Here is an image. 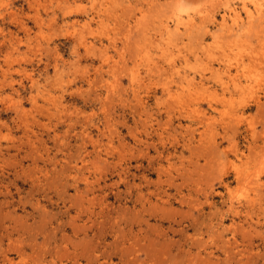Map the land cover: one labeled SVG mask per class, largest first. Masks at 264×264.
I'll use <instances>...</instances> for the list:
<instances>
[{
  "label": "rangeland",
  "instance_id": "1",
  "mask_svg": "<svg viewBox=\"0 0 264 264\" xmlns=\"http://www.w3.org/2000/svg\"><path fill=\"white\" fill-rule=\"evenodd\" d=\"M153 1L0 0L2 264H264V15Z\"/></svg>",
  "mask_w": 264,
  "mask_h": 264
},
{
  "label": "bare ground",
  "instance_id": "2",
  "mask_svg": "<svg viewBox=\"0 0 264 264\" xmlns=\"http://www.w3.org/2000/svg\"><path fill=\"white\" fill-rule=\"evenodd\" d=\"M153 1V0H152ZM156 1V0H155ZM154 2V1H153ZM158 2V1H157ZM219 2V1H218ZM218 2H217V5H218ZM155 3V2H154ZM203 4H205V2L203 3ZM211 5H212V3H211ZM118 8V7H117ZM190 8H192V7H189V9ZM181 9V8H180ZM180 9H178V10H180ZM195 9V8H194ZM193 9V10H194ZM183 10H184V8H183ZM208 10V9H207ZM185 11H186V8H185ZM191 11V10H190ZM180 12H183V11H180ZM208 12V11H207ZM109 14V13H108ZM173 15V14H172ZM209 15V17L208 18H210V14H207V16ZM264 15V1H260V0H254V1H252L251 3H248V2H245L244 3V5L242 6V8H239V7H236L235 5H233V6H229L228 7V9H226V11H225V14H223V17H222V27L223 26H225V27H223V28H226V26H230V28L231 29H233V30H239V32H240V30L241 29H243V28H245V27H247V25H249V26H251V28H252V23H254V20L256 19H258L260 16L262 17ZM259 16V17H258ZM170 17V16H169ZM175 17H177L176 15H175ZM258 17V18H257ZM260 17V18H261ZM172 18V17H171ZM259 18V19H260ZM185 19V18H184ZM204 19H207V17L206 18H204ZM211 19V18H210ZM209 19V20H210ZM264 18L262 17V20H263ZM208 20V19H207ZM205 21V22H209V23H211L209 20L208 21ZM261 20V19H260ZM259 20V21H260ZM166 21H168V20H166ZM176 21H178L177 23H176V28H177V30H180V28H181V25H183L184 27H187V28H191V27H193V28H195L196 27V23H197V19L196 18H194L193 16H190V18H188L187 20L185 19V21H183V20H176ZM183 21V22H182ZM201 21H203V19H199V22H201ZM203 21V22H204ZM255 22H258V20L257 21H255ZM260 22H262V21H260ZM202 25H203V23H202ZM201 25V28L203 27ZM254 25H256V26H259V25H262V23H260L259 25H258V23H256V24H254ZM263 25H264V20H263ZM198 26H200L199 25V23H198ZM204 26H205V28H207L206 27V23L204 24ZM221 26V25H220ZM256 26H255V28H256ZM219 27V26H218ZM222 27H220V29L222 28ZM197 28V27H196ZM195 28V29H196ZM200 28V27H199ZM257 28H264V27H262V26H259V27H257ZM171 29L172 28H170V26L169 25H166L165 26V30H166V32H167V34H170V32H172L171 31ZM247 29V31H248V29L249 28H246ZM261 29V30H262ZM173 30V29H172ZM228 29L226 28V31H227ZM254 30V29H253ZM253 30H252V32H253ZM174 31V30H173ZM181 31V30H180ZM263 31H264V29H263ZM165 32V31H164ZM260 32V31H259ZM262 32V31H261ZM184 33V32H183ZM230 33H233L232 31L230 32ZM237 33V32H236ZM250 31H248V32H245V37H248L249 36V38H250ZM177 34V33H176ZM187 34H189L188 32H187ZM234 34V33H233ZM233 34H231L230 36H231V38L233 37ZM247 34H248V36H247ZM174 35H175V32H174ZM235 35V34H234ZM237 35H239V33L237 34ZM262 35V34H261ZM174 37V36H173ZM258 37H259V35H258ZM157 38V37H156ZM233 38H237L236 36L235 37H233ZM263 38V37H262ZM264 39V38H263ZM234 40V39H233ZM170 41V40H169ZM248 41H250V39H248ZM233 42V41H232ZM242 42V41H241ZM151 43H153V41H151ZM154 44V43H153ZM252 44V46H254L253 45V43H251ZM81 45H83V44H81ZM151 45V44H150ZM171 45V44H170ZM264 45V44H263ZM87 46V45H86ZM168 46V45H167ZM234 46H236V41H235V44H234ZM248 46V45H247ZM246 46V47H247ZM89 47V46H88ZM230 47V46H229ZM237 47V46H236ZM262 48H263V46H261ZM150 48V47H149ZM238 48V47H237ZM241 49V50H240ZM240 49H238V52L239 51H242L243 49L242 48H240ZM174 50V49H173ZM204 50V49H203ZM263 50V49H262ZM244 51V50H243ZM246 51H247V49H246ZM245 52V51H244ZM251 52V51H250ZM246 53V52H245ZM253 53V52H252ZM257 54H258V52H256ZM262 53H264V50L262 51ZM250 54V53H249ZM256 54V55H257ZM169 56V55H168ZM174 56V55H173ZM258 56V55H257ZM262 56H263V54H262ZM142 57H143V55H142ZM144 57H146L145 55H144ZM251 57V56H250ZM256 57V56H255ZM172 58V57H171ZM185 58V57H184ZM258 58V57H257ZM264 58V57H263ZM105 59V58H104ZM254 59V58H253ZM253 59L251 60L250 59V61H253ZM107 60H109L108 58H107ZM260 60V59H259ZM172 61H173V59H172ZM168 62H170V58L168 59ZM208 62V61H207ZM234 62V61H233ZM261 62H262V60H261ZM151 63V62H150ZM226 63H228L227 61H226ZM240 62L238 61V64H239ZM253 63V62H252ZM255 64H256V62H255ZM152 65V64H151ZM237 65V64H236ZM254 65V63L252 64V67H254V68H256L255 66H253ZM248 66H250V65H248ZM256 66H258V65H256ZM262 67V66H261ZM263 67H264V64H263ZM226 68V67H225ZM258 68V67H257ZM176 69H177V67H176ZM237 69L238 70H236L237 71V73L239 72L241 75H243V73H247V70H246V65H242L241 63L239 64V67H237ZM194 70V69H193ZM225 71V70H224ZM259 71V70H258ZM263 71H264V69H263ZM262 69H261V74H262ZM159 72V71H158ZM229 72H230V75H229V77L225 80L224 79V81H223V83H222V85L223 84H225V85H227L228 87H229V85H228V83H233V84H235V85H237L238 83H237V75L235 76L234 74H235V72H234V74L231 72V70L229 69ZM241 72H243V73H241ZM223 74L224 73H227V71H225V72H222ZM221 73V74H222ZM248 73H249V70H248ZM254 73V72H253ZM264 73V72H263ZM180 74H181V72H180ZM222 74V75H223ZM245 74H244V76H245ZM251 74V73H250ZM250 74H249V76H250ZM255 74V73H254ZM214 75H217V74H214ZM225 75V74H224ZM258 75V77H261V76H259L260 74H257ZM257 75H254L253 76V79L255 80V84L256 83H258L257 82V78H255ZM55 76V79H57V78H59V77H57L56 78V75H54ZM165 76V75H164ZM167 76V75H166ZM169 76V75H168ZM184 76V75H183ZM219 76V75H218ZM249 76H247V77H249ZM252 76V75H251ZM222 77V76H221ZM249 78H252V77H249ZM187 79H188V77H187ZM218 79H221V78H218ZM262 79H264V78H262ZM261 78H259V80L258 81H261L262 80ZM215 80V79H214ZM223 80V79H222ZM228 80V81H227ZM146 81V80H145ZM144 81V82H145ZM250 81V80H249ZM188 82V81H187ZM240 83H241V81H239ZM248 83V82H247ZM250 83V82H249ZM254 83H252V85L254 84ZM157 84V83H156ZM254 84V86H260V83L259 84H256L255 85ZM261 84H263L264 85V82L262 81V83ZM242 85V84H241ZM246 86H249V84H245ZM190 86V85H189ZM245 86V87H246ZM254 86H251V87H253V88H255ZM159 87V86H158ZM240 87H242V86H240ZM250 87V88H251ZM183 88V87H182ZM250 88H248L249 89V92H250ZM252 88V89H253ZM247 89V90H248ZM165 90H170V87L169 86H167L166 87V89ZM243 90H245V88L243 89ZM257 90H259V89H257ZM178 91V90H177ZM214 91V90H213ZM252 91V90H251ZM255 91V90H254ZM253 91V92H254ZM171 92V91H170ZM188 92V91H187ZM241 92V91H240ZM245 92H248V91H244V93ZM248 92V93H249ZM172 93V92H171ZM198 93V92H197ZM196 93V94H197ZM216 93V92H215ZM242 93V92H241ZM251 93L252 92H250L249 94H248V96H251V98H252V95H251ZM255 93H256V91H255ZM180 94V93H179ZM183 94V93H182ZM186 94H188V93H186ZM186 94H185V96H186ZM190 94H191V92H190ZM200 94L201 93H199V94H197L196 96H198V98L200 97ZM208 94V93H207ZM247 94V93H246ZM174 95V94H173ZM175 95H177L176 93H175ZM209 95V94H208ZM243 95V94H242ZM178 96V95H177ZM177 96H173V97H177ZM180 96V95H179ZM178 96V97H179ZM185 96L182 98V96H180L181 98H179V99H181L180 100V104L182 105V99H184L185 98ZM188 96V95H187ZM195 92H194V95H193V98L194 99H197V97L195 96ZM201 96H202V94H201ZM214 96H218V95H214ZM245 96V95H244ZM206 97H207V95H206ZM216 97H214V98H216ZM168 98V97H167ZM189 97H187V98H185V100H184V102L186 103L187 102V99H188ZM192 98V99H193ZM211 98V97H210ZM233 98V97H232ZM234 98H235V96H234ZM254 98V97H253ZM219 99V98H218ZM238 99V98H237ZM245 99V98H244ZM173 100V99H172ZM178 100V99H177ZM217 100V99H216ZM229 100V99H228ZM234 100V99H233ZM189 101V100H188ZM240 101V100H239ZM246 101V100H245ZM256 101H257V99H256ZM193 102V100L191 101V103ZM179 103V102H178ZM185 103H183L184 105H185ZM235 103H236V101H235ZM240 103H242V102H240ZM187 104V103H186ZM189 105V104H188ZM187 105V106H188ZM24 115V114H23ZM238 118V117H237ZM240 118V117H239ZM1 122V121H0ZM1 124H3V123H1ZM4 125V124H3ZM261 159V158H260ZM259 163H261V162H259ZM261 164H263L264 165V163H261ZM263 165L262 166H259V168H261V167H263ZM258 167H256V170L257 169H259ZM240 168H238V170H239ZM241 169H242V167H241ZM243 169H244V167H243ZM242 169V170H243ZM248 169V168H247ZM263 168H261L260 170H262ZM264 170V169H263ZM262 170V171H263ZM241 171V170H240ZM246 170H244V171H242L243 173L245 172ZM248 171L249 172H251V170H249L248 169ZM261 171V172H262ZM237 172V171H236ZM256 172V171H255ZM258 172V171H257ZM260 172V171H259ZM259 172H258V174H259ZM260 172V173H261ZM242 173V174H243ZM245 173H247V171L245 172ZM253 173V172H252ZM242 174H240V176L239 177H241V176H243ZM249 174V173H248ZM247 174V175H248ZM252 175V174H251ZM255 175V174H254ZM260 175V174H259ZM245 176H246V174H245ZM238 177V178H239ZM252 177H253V175L251 176V178L250 177H248V178H250V180L252 179ZM245 177H242V181L243 180H245L244 179ZM247 180V179H246ZM249 179L247 180V181H249V183H251L252 184V182L250 181ZM253 180V182H254V179H252ZM241 182V181H240ZM244 183V186H246L247 184H245V181H243ZM259 183H261V182H259ZM243 184H242V186H243ZM256 184H257V182H256ZM250 185V184H249ZM261 185H262V183H261ZM252 186H255L254 184L252 185ZM258 186V185H257ZM260 186V185H259ZM249 186H247V188H248ZM256 187V186H255ZM262 187V186H261ZM250 188V187H249ZM242 189V188H241ZM254 189V188H253ZM257 189H258V187H257ZM257 189L255 188V190L257 191ZM250 190V189H249ZM248 190V191H249ZM245 191V190H244ZM248 191L247 192H245L246 194H250V192L248 193ZM255 192V191H254ZM260 192V190L258 191V193ZM256 194H257V192H255ZM252 195H254V194H252ZM258 195V194H257ZM257 195H255V196H257ZM260 195V194H259ZM247 196V195H246ZM245 196V197H246ZM249 197V196H248ZM252 197V199H254V196H251ZM251 197H250V200L249 201H251ZM247 198V197H246ZM255 198H257V197H255ZM260 198V197H259ZM256 199H254V201H255ZM248 202V201H247ZM257 202V201H256ZM252 203H253V201H252ZM4 250H5V248H4ZM4 252V251H3ZM4 256H6V257H9V256H7V255H5L4 254ZM11 258V257H10ZM13 259V258H12ZM3 260H5V258L3 259ZM7 261H8V259H6ZM9 261H11V260H9ZM4 262V261H3ZM1 263V262H0ZM12 264V262H9L8 264ZM2 264V263H1ZM5 264H6V262H5ZM14 264V263H13Z\"/></svg>",
  "mask_w": 264,
  "mask_h": 264
}]
</instances>
